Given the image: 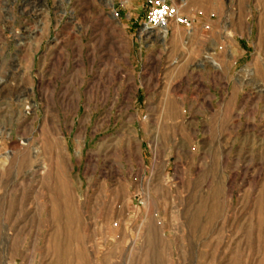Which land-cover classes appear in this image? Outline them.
<instances>
[{
  "label": "rangeland",
  "instance_id": "1",
  "mask_svg": "<svg viewBox=\"0 0 264 264\" xmlns=\"http://www.w3.org/2000/svg\"><path fill=\"white\" fill-rule=\"evenodd\" d=\"M149 2L0 0V264H264V32L162 42Z\"/></svg>",
  "mask_w": 264,
  "mask_h": 264
},
{
  "label": "crops",
  "instance_id": "2",
  "mask_svg": "<svg viewBox=\"0 0 264 264\" xmlns=\"http://www.w3.org/2000/svg\"><path fill=\"white\" fill-rule=\"evenodd\" d=\"M216 14V15H215ZM214 12H204V10H201L200 8L195 11H190V12H186L184 11L183 15L186 16L187 18H190L193 20V27L191 29L186 28L185 26L182 25H177L175 31H183L184 33L187 34H192L193 39L196 38L198 43L204 47H206L212 40H213V36L216 35L218 33V30H222L223 32H231V33H235V34H247V35H259V34H263V27L259 26V25H255L254 22H248L245 23L243 21L242 25H225L223 24L221 21L224 20L225 16L220 17L217 13ZM214 18V19H213ZM242 19L244 20H248L250 19L249 16H244ZM172 29V27H171ZM216 30V31H214ZM192 31V33H191ZM189 38V37H188ZM185 39V38H184ZM191 39V37H190ZM195 39V40H196ZM175 40L177 41V39L175 38ZM202 48V47H201ZM235 48V52L232 53V56L240 61L241 59H243L246 54H247V50L244 49L241 45L238 46H234ZM202 53L205 51L204 49H201ZM209 54V52L207 53V55ZM235 54V55H234ZM227 70V75L229 77H231V75L234 74V72H232V67L231 66H227L226 69ZM201 76V75H200Z\"/></svg>",
  "mask_w": 264,
  "mask_h": 264
},
{
  "label": "built area",
  "instance_id": "3",
  "mask_svg": "<svg viewBox=\"0 0 264 264\" xmlns=\"http://www.w3.org/2000/svg\"><path fill=\"white\" fill-rule=\"evenodd\" d=\"M149 11L144 18V32L161 31L170 23L185 26L188 29L193 27V20L179 13V10L170 5L166 0H150Z\"/></svg>",
  "mask_w": 264,
  "mask_h": 264
},
{
  "label": "bare ground",
  "instance_id": "4",
  "mask_svg": "<svg viewBox=\"0 0 264 264\" xmlns=\"http://www.w3.org/2000/svg\"><path fill=\"white\" fill-rule=\"evenodd\" d=\"M148 36V35H147ZM151 36H155L156 38H160V40L162 41V42H164V41H166V37H167V28L166 27H164V28H162V30L160 31V32H158V34H153V32L152 31H150V33H149V36L148 37H151ZM36 154H37V152H36ZM31 156V155H30ZM7 158V157H6ZM30 158H33V156H31ZM0 163H1V160H0ZM2 163H6V160L4 159V160H2ZM3 165V164H2ZM4 166V165H3ZM0 167H2V166H0ZM2 168H4V167H2ZM40 168H43V166H41ZM34 170L35 171H38L39 170V168H38V166L36 167V168H34ZM35 173V172H34Z\"/></svg>",
  "mask_w": 264,
  "mask_h": 264
}]
</instances>
